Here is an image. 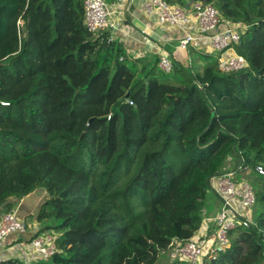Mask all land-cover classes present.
I'll return each mask as SVG.
<instances>
[{"label":"trees","instance_id":"trees-1","mask_svg":"<svg viewBox=\"0 0 264 264\" xmlns=\"http://www.w3.org/2000/svg\"><path fill=\"white\" fill-rule=\"evenodd\" d=\"M198 1L247 27V69L192 50L202 74H165L89 32L84 0H0V215L43 189L37 230L13 245L56 235L51 258L0 264H158L200 231L228 153L264 167V0ZM252 184L255 225L203 264H264V176Z\"/></svg>","mask_w":264,"mask_h":264},{"label":"built area","instance_id":"built-area-1","mask_svg":"<svg viewBox=\"0 0 264 264\" xmlns=\"http://www.w3.org/2000/svg\"><path fill=\"white\" fill-rule=\"evenodd\" d=\"M183 1L184 5L170 4L166 0H144V11L150 18H155L162 28H171L179 33L178 47L181 51L198 50L220 54L218 63L223 73L247 69V58L235 49L247 27L225 26L221 23L220 12L211 4L198 0ZM84 13V25L89 32L118 30V24L105 0H84ZM158 66L165 74L172 73L175 68L173 59L166 52L160 54ZM255 171L259 176H264L263 166L258 165ZM234 178L232 172L223 173L214 185L222 205L215 219V239L206 241L193 238L184 244L172 245L175 255L187 264H203L205 258H215L231 245L232 232L255 225L251 215L257 203L255 190L249 182H237ZM27 233L25 223L16 212L0 215V244L11 236ZM55 239V233L51 232L34 239L28 245L46 260L56 252Z\"/></svg>","mask_w":264,"mask_h":264},{"label":"crops","instance_id":"crops-1","mask_svg":"<svg viewBox=\"0 0 264 264\" xmlns=\"http://www.w3.org/2000/svg\"><path fill=\"white\" fill-rule=\"evenodd\" d=\"M108 2V7L113 13V19L118 24V30H109L112 34V39L120 42L131 61L142 60V64H156L162 52L168 53L171 58L183 66L189 68V62L199 60L192 55V50L181 51L178 47L179 33L171 28H162L155 18H150L144 11V0H105ZM183 5V3H182ZM191 64V63H190ZM198 65H203L199 62ZM193 68V67H191ZM193 70V69H192ZM242 159L236 152L228 153L225 157L217 176L211 181V193L209 194L208 203H213V211L209 208L203 211V224L194 237L196 240H214L216 237V216L221 210V202L215 193L216 179L223 173L232 172L234 175L242 174V180L237 182L247 181V174L252 173L258 175L251 167H243ZM251 168L252 170L250 171ZM235 177V176H234ZM248 182V181H247ZM250 183V182H249ZM251 184V183H250ZM252 185V184H251ZM37 190L31 195L22 200L13 198L11 202L14 205L13 212H18L19 208H23L25 201L35 195ZM46 193V191H45ZM43 197H48L47 193ZM40 210V209H39ZM38 210V212H39ZM252 215V212H251ZM255 221V219L253 218ZM36 228H31L30 233H34ZM30 236H27V240ZM19 236L11 237L0 244L1 260L18 258L27 263H33L41 259L33 248L28 245V242L19 245H13L18 240Z\"/></svg>","mask_w":264,"mask_h":264},{"label":"rangeland","instance_id":"rangeland-1","mask_svg":"<svg viewBox=\"0 0 264 264\" xmlns=\"http://www.w3.org/2000/svg\"><path fill=\"white\" fill-rule=\"evenodd\" d=\"M106 4L108 5L109 3L106 2ZM198 64H199L198 61L189 62V68L193 67L191 69H193L194 74H196V73L202 74V72L204 71L203 65H198ZM248 169H250V171L252 170L251 168H248ZM241 175L242 174L234 175L235 176L234 179L236 181L242 180ZM253 176H256V175L253 173H252V176H251V174H247L246 179L251 184H252V177ZM252 186H253V184H252ZM44 193H45V190L38 189L36 194L31 196L30 198H28L25 201L24 207L22 209L19 208V210L17 212L18 217L25 223L27 229L29 228L28 229L29 231L31 230L32 227L36 228V225H37L36 218H37L38 210L41 209V206L48 200V197H45V198L43 197ZM46 193H45V196H46ZM206 207L209 208L210 212L213 211L212 210L213 209V203H211V205H210L207 201ZM257 210H258V207H255L252 210V218H254V219L258 215ZM216 231H217V229H216ZM175 254L176 253L172 249L169 253H167L166 255H164L161 258V260L159 261L158 264H187L184 260H182L180 257H178Z\"/></svg>","mask_w":264,"mask_h":264},{"label":"water","instance_id":"water-1","mask_svg":"<svg viewBox=\"0 0 264 264\" xmlns=\"http://www.w3.org/2000/svg\"><path fill=\"white\" fill-rule=\"evenodd\" d=\"M129 98V95L127 96V99ZM212 119H214V115L212 116Z\"/></svg>","mask_w":264,"mask_h":264}]
</instances>
